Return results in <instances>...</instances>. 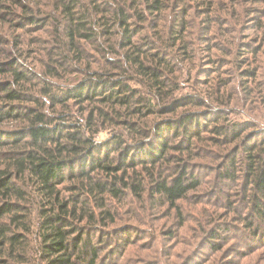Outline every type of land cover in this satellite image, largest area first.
Returning a JSON list of instances; mask_svg holds the SVG:
<instances>
[{
	"label": "trees",
	"instance_id": "obj_1",
	"mask_svg": "<svg viewBox=\"0 0 264 264\" xmlns=\"http://www.w3.org/2000/svg\"><path fill=\"white\" fill-rule=\"evenodd\" d=\"M9 1L0 21L15 31L48 28L50 43L29 49L21 33L0 26V264L32 263L33 230L37 264H104L99 252L110 232L128 230L112 227L114 200L146 197L181 218L179 203L198 191L201 174L175 153H189L193 138L238 144L221 178L234 180L241 150L250 187L243 199L254 216L243 225L264 242V141L216 112L231 104L232 80L206 81L201 94L181 91L177 61L194 54L186 0ZM200 5L208 14L215 8L212 0ZM44 41L34 35L28 46ZM22 45L29 60L43 54L30 60L34 67L21 61ZM200 120L212 122L208 135ZM107 127L120 133L97 141ZM179 132L181 143H171Z\"/></svg>",
	"mask_w": 264,
	"mask_h": 264
},
{
	"label": "rangeland",
	"instance_id": "obj_2",
	"mask_svg": "<svg viewBox=\"0 0 264 264\" xmlns=\"http://www.w3.org/2000/svg\"><path fill=\"white\" fill-rule=\"evenodd\" d=\"M202 1L186 0L192 7L190 17L194 20V28L189 30L191 44L188 45L194 54L190 59L177 61L181 91L200 93V89L206 87V81L211 85L219 79L232 80L231 104L219 106L221 108L216 111L222 113L221 122L241 123L246 132L254 133L253 141H264V30L258 28L260 21L264 22V0H212L215 8L210 14L206 12V6L200 5ZM4 5H10V1H1L0 9ZM0 26L9 33L7 35L11 36L10 32L21 33V39L26 41L29 49L45 48L50 43L45 32L49 31L48 28L35 33L37 27L25 32L26 28L15 31L3 21H0ZM34 35L42 37L45 43L28 46ZM230 37L235 44L227 42ZM24 47L19 46L24 53L22 62L29 64L30 60L38 61L43 57L41 54L39 58L30 56V60L27 59ZM244 70L256 71V79L248 78ZM67 78L76 81L73 75ZM214 88H209V91ZM210 122L200 120L206 125L201 134L208 135ZM112 132L120 133V130L113 127L101 129L96 140L103 142L110 138ZM182 135L179 132L171 143L179 145ZM194 141L195 147L189 153H175V157L189 163L192 170L201 174L198 191L190 192L179 203L182 217L166 207H153L146 197L114 200L110 207L116 213V222L112 227L122 226L128 230L125 234L110 232L109 242L99 252L104 264H264L261 235L253 237L243 225L254 216L249 211V202L243 199L250 187L244 180L241 150L232 168L234 180L221 178L223 164L229 155L236 154L238 144L217 145L210 140L198 142L193 138ZM176 162L173 159L168 163L169 167H163L167 174L175 170L172 165ZM256 226L258 224L253 225ZM28 242L29 255L34 253L30 258L31 264H37L35 230L28 237Z\"/></svg>",
	"mask_w": 264,
	"mask_h": 264
}]
</instances>
